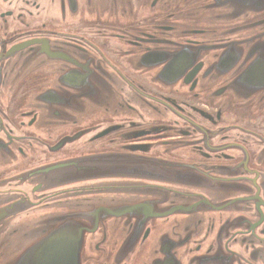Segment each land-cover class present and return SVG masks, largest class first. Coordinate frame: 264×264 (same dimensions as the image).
Listing matches in <instances>:
<instances>
[{
  "label": "flooded vegetation",
  "instance_id": "1",
  "mask_svg": "<svg viewBox=\"0 0 264 264\" xmlns=\"http://www.w3.org/2000/svg\"><path fill=\"white\" fill-rule=\"evenodd\" d=\"M214 1L0 0V210L24 206L0 220V262L18 223L103 195L151 216L103 217L83 264H264V10L218 15ZM114 86L123 105L96 106ZM106 150L190 163L225 187L35 181L40 166Z\"/></svg>",
  "mask_w": 264,
  "mask_h": 264
},
{
  "label": "water",
  "instance_id": "2",
  "mask_svg": "<svg viewBox=\"0 0 264 264\" xmlns=\"http://www.w3.org/2000/svg\"><path fill=\"white\" fill-rule=\"evenodd\" d=\"M173 1L148 0L151 5ZM208 9L217 12L218 15L223 13L227 16H247L253 12L263 11L264 0H216ZM114 93L112 103L98 102L95 105L108 111V106H111L110 109L121 107L123 101L120 100L116 86ZM86 105L82 104L83 107ZM33 173L40 189L81 181L112 179L111 182L102 183L96 189L90 190L98 194L123 192L136 194L140 193L137 187L147 184L143 181L124 182L126 178L178 183L184 186H205L207 189L225 187L222 183L212 181L207 183L206 176L209 175L193 164L149 156L132 150H106L75 155L40 166ZM128 183H137V186L133 187ZM124 200L132 199L110 198L103 195H94L82 200L67 199L62 202L69 206L67 209L50 211L23 220L7 231L0 264H83L82 250L86 233L92 231L103 217L126 213L134 226L142 223L140 221L142 218L149 220L151 215L135 214L149 208L147 202L124 203ZM17 203L0 210V220L2 219L3 223L4 217L8 214L24 208L21 201ZM114 211L121 213L117 214ZM125 223L128 224L127 221ZM132 234L133 232L131 236ZM125 240L131 246L137 237L127 236ZM262 261L264 262V255Z\"/></svg>",
  "mask_w": 264,
  "mask_h": 264
}]
</instances>
